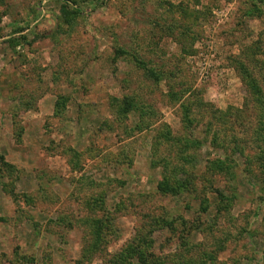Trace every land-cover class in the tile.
<instances>
[{"label": "rangeland", "instance_id": "rangeland-1", "mask_svg": "<svg viewBox=\"0 0 264 264\" xmlns=\"http://www.w3.org/2000/svg\"><path fill=\"white\" fill-rule=\"evenodd\" d=\"M258 5L0 0V264H106L141 238L165 264H264L262 110L237 67L264 39ZM92 208L111 241L89 258L72 224Z\"/></svg>", "mask_w": 264, "mask_h": 264}, {"label": "trees", "instance_id": "trees-1", "mask_svg": "<svg viewBox=\"0 0 264 264\" xmlns=\"http://www.w3.org/2000/svg\"><path fill=\"white\" fill-rule=\"evenodd\" d=\"M264 0H250V13H256L258 16L263 14V10H261L258 4L263 3ZM61 14L65 17L67 23H70L74 19H76L80 14V10L78 8H68L66 5L61 6ZM261 42H264V39L258 41L254 47H250V66L248 64H244L239 62L237 67L241 70V77L244 86L247 87L248 92L250 93V100L262 111H257L258 117L256 121V126L254 131L252 132V141L254 142H264V70L262 66H259L257 60L254 59L255 53L264 52V47L260 45ZM121 51V50H120ZM124 52V50H122ZM139 61V60H137ZM259 63V62H258ZM165 74V72H163ZM152 76H155V72H151ZM169 76V75H168ZM172 77V76H169ZM191 95V94H190ZM67 97L60 96L58 101L55 103V114L61 115L65 110L67 104ZM130 105L125 109L120 110V114L125 115L129 111ZM188 122V121H187ZM260 127V128H258ZM193 142V141H192ZM190 142V143H192ZM260 154L264 156V150L260 151ZM262 158V157H261ZM259 158V159H261ZM190 187V186H189ZM188 186L186 183H177L175 185L170 186L166 181L159 182L157 189L161 193H170L174 196L184 192ZM194 186H191L189 192H193ZM214 195L222 202L225 198L219 189L213 188ZM96 203V200H94ZM206 206H202L203 211L206 210ZM100 209L92 208L88 217L81 218L80 224H72L79 229H83L84 236L82 237V249L81 254L86 257H93L96 255L99 250L107 248L110 244L109 240L106 238V235H111L110 225L107 224V221L112 222L110 212L106 214H98ZM149 234V233H147ZM140 241L142 243L134 244L133 240L127 242L124 246H122L117 252L114 254H107L109 257L106 260V264H133V261H136L137 264H165L166 261L163 259H159L155 257L152 253L145 252L142 249L141 245L146 246L147 242L144 238H141Z\"/></svg>", "mask_w": 264, "mask_h": 264}]
</instances>
